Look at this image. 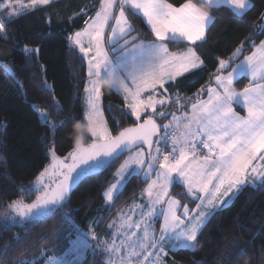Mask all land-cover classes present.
I'll return each mask as SVG.
<instances>
[{
	"label": "trees",
	"instance_id": "obj_1",
	"mask_svg": "<svg viewBox=\"0 0 264 264\" xmlns=\"http://www.w3.org/2000/svg\"><path fill=\"white\" fill-rule=\"evenodd\" d=\"M165 1L174 7L192 2L211 16L205 39L191 46L203 65L176 81L177 99L153 116L144 115L140 122L104 83L103 112L113 137L149 117L161 127L172 113L190 112L208 97L217 76L230 72L264 44V0H248L251 5L242 15L228 6H209L199 0ZM102 2L54 0L19 15L0 10V264H45L47 258L65 254L76 235L69 218L81 229L99 220L96 232L105 237L110 223L148 185L141 174L130 176L112 207L103 209V195L113 176L126 156L141 146L86 173L60 205L57 199L44 201L30 209L25 219L10 218L13 204L35 202L38 192L31 186L54 160H66L79 147L94 142L82 107L87 64L70 46L69 37L85 28ZM125 14L132 31L122 40L127 43L123 48L155 40L139 14L130 8ZM167 47L176 52L188 45L169 40ZM223 61H229L226 69ZM248 84L249 79L242 77L234 87L242 91ZM233 107L244 112L238 105ZM169 195L183 206L197 205L180 183L173 184ZM84 264H106V254L94 247ZM164 264H264V179L246 185L228 207L214 213L193 249L170 251Z\"/></svg>",
	"mask_w": 264,
	"mask_h": 264
},
{
	"label": "rangeland",
	"instance_id": "obj_2",
	"mask_svg": "<svg viewBox=\"0 0 264 264\" xmlns=\"http://www.w3.org/2000/svg\"><path fill=\"white\" fill-rule=\"evenodd\" d=\"M52 1L7 0L0 3V10L8 9L11 15H19ZM124 8L119 0H103L93 22L89 21L82 31L69 37L70 46L81 53L88 65L89 79L84 88L82 107L87 129L94 141L113 138L103 112L101 86L106 80H109V87L121 86L112 57L119 49L117 38L132 31ZM257 55L236 68L223 83V92L229 97L233 91L230 100L244 109L246 116L229 106L220 115L215 111L213 121L214 104L209 108L204 106L200 112L195 111L192 118L188 112L172 113L170 120L164 122L160 129H179V138L174 144L178 156L172 153L161 157L160 136L150 149L141 147L128 154L104 192L103 209L112 207L118 192L135 174H141L148 180L141 196L110 223V232L105 237L96 232L99 220L92 222L87 229H81L69 218L76 234L69 250L61 256L47 258L45 264H84L94 247L106 254V264H164L170 251L193 249L195 239L208 219L228 207L246 185L259 184L264 179V82L258 79L264 78V71L256 72ZM102 63L104 68H101ZM244 74H248L251 80L244 90L239 91L234 84ZM222 77L223 74L217 76L215 84L220 83ZM165 103L161 101L146 108L130 104V115L140 122L142 115L153 116ZM187 118L191 119L190 125L183 123ZM221 122L230 126L228 136H215V126L223 127L219 124ZM180 141L183 142L182 149ZM213 142L217 149H222L219 161L206 156ZM76 152L80 153L81 149ZM52 165L31 186L38 192L35 202L13 204L11 220L25 219L30 209L51 197L55 189L54 179L57 178L53 177L57 172L54 174ZM175 182L185 186L190 197L197 201L194 208L183 206L170 197ZM57 201L59 205L62 202L60 199Z\"/></svg>",
	"mask_w": 264,
	"mask_h": 264
},
{
	"label": "crops",
	"instance_id": "obj_3",
	"mask_svg": "<svg viewBox=\"0 0 264 264\" xmlns=\"http://www.w3.org/2000/svg\"><path fill=\"white\" fill-rule=\"evenodd\" d=\"M199 1L209 6H228L238 15H242L251 5L248 0ZM120 3L125 7L124 10L130 8L143 18L147 27L152 31L155 40L151 42L139 41L129 45L127 48H123L127 43L122 42V40L129 34L125 35V33H122V36L117 38L116 45L119 49L115 56L112 57V62H114L119 72L118 79L121 82V86L120 88L117 86L111 87L122 97L129 113L130 104L146 108L165 101L166 103L162 107L166 106L179 96L177 89L173 87L176 81L183 75L202 67V60L191 46L205 39L212 18L192 2H187L180 7H174L165 0H119ZM94 19L95 17L89 23L93 22ZM169 40L186 43L188 47L180 51L171 52L167 47V41ZM256 53H258L254 66L256 72L264 71V44L262 43L254 49L251 55L236 64L227 75L223 74L222 79L219 81L220 83L214 84L209 89L208 97L195 104L194 108L188 112L189 117L192 118L193 114H195L194 112H200L204 106L208 105L207 108H209L210 104H214V114L211 117L214 121L215 111H219L220 115L221 112L224 113L227 107L230 108L229 106L237 105L229 98L233 91H230L229 97L223 92V83L228 79L229 74L234 72L245 61L253 58ZM228 65L229 61H225L222 69H226ZM102 67L104 68L103 63L101 64ZM254 74L256 73L254 72ZM244 77L251 80L248 74H244ZM263 80L264 78L258 79L261 82ZM108 81L106 80L104 83L109 84ZM104 83H102V86ZM239 113L246 116L245 110ZM209 120L212 121L210 118ZM183 121V123H189L188 125L192 123L190 118ZM219 124L223 126L220 128L224 129V131L216 125L217 135L215 136H221V134L228 136L231 133L230 126L223 122ZM186 135L187 137L189 136V134ZM182 138L183 133L181 140ZM182 143V141L179 142L180 148ZM221 152L222 149H217L213 142L206 156L210 160L219 161Z\"/></svg>",
	"mask_w": 264,
	"mask_h": 264
},
{
	"label": "water",
	"instance_id": "obj_4",
	"mask_svg": "<svg viewBox=\"0 0 264 264\" xmlns=\"http://www.w3.org/2000/svg\"><path fill=\"white\" fill-rule=\"evenodd\" d=\"M160 136V126L149 117L145 121L127 128L123 132L106 141H94L89 146L79 147L68 159L54 160L56 177L55 189L51 197L45 201L60 199L62 202L72 193L76 183L91 170H100L123 155L138 147L150 149L155 139Z\"/></svg>",
	"mask_w": 264,
	"mask_h": 264
},
{
	"label": "built area",
	"instance_id": "obj_5",
	"mask_svg": "<svg viewBox=\"0 0 264 264\" xmlns=\"http://www.w3.org/2000/svg\"><path fill=\"white\" fill-rule=\"evenodd\" d=\"M178 138L179 129L177 127H171L162 131L160 146L161 157H166L172 153L178 156V152H176V147L174 146Z\"/></svg>",
	"mask_w": 264,
	"mask_h": 264
}]
</instances>
